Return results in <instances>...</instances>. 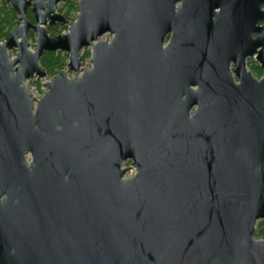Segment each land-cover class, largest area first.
Returning <instances> with one entry per match:
<instances>
[{"label": "water", "instance_id": "obj_1", "mask_svg": "<svg viewBox=\"0 0 264 264\" xmlns=\"http://www.w3.org/2000/svg\"><path fill=\"white\" fill-rule=\"evenodd\" d=\"M4 1L0 264H264V0Z\"/></svg>", "mask_w": 264, "mask_h": 264}, {"label": "trees", "instance_id": "obj_2", "mask_svg": "<svg viewBox=\"0 0 264 264\" xmlns=\"http://www.w3.org/2000/svg\"><path fill=\"white\" fill-rule=\"evenodd\" d=\"M66 10L64 12V16L68 20L74 19L72 17L73 12L78 10V2L77 0H66ZM6 4V3H4ZM16 13L9 5H4L2 9H0V40L2 38H6L8 36V32L15 24ZM62 28H66V26H61ZM60 27V28H61ZM56 28H50V32L52 34L56 33ZM89 56V52L86 51L83 57ZM68 55L62 51L58 52H47L41 59V64L46 69L49 76H54L59 71H61L66 65ZM261 73V72H260ZM38 85V82H37ZM256 237L264 239V220L259 221L257 225V229L255 232Z\"/></svg>", "mask_w": 264, "mask_h": 264}, {"label": "flooded vegetation", "instance_id": "obj_3", "mask_svg": "<svg viewBox=\"0 0 264 264\" xmlns=\"http://www.w3.org/2000/svg\"><path fill=\"white\" fill-rule=\"evenodd\" d=\"M1 1V6H0V9H2V7L5 5H9V6H11V8L13 9V7H12V5H11V3H9V2H7V1H4V0H0ZM29 1H32V2H36L37 0H29ZM230 2H232L233 3V1L234 0H229ZM4 3H6V4H4ZM181 5H182V2H179V4H178V6L179 7H181ZM262 9H264V5L262 6ZM14 10V9H13ZM15 11V10H14ZM215 11L216 12H220L221 11V8L220 7H217V8H215ZM15 13H16V22H15V24H14V26L11 28V30L14 28V27H16L17 25H21V23H19V17H20V15L15 11ZM26 17H27V19L29 20V22H31L32 24H35V19H34V13H33V11H32V7L31 6H29L28 7V9H27V11H26ZM67 19V18H66ZM68 20V19H67ZM238 26H239V28L240 29H243V28H245V26L243 25V24H237ZM61 26H66V25H62V24H57V25H55V26H47V29H48V33L51 35V36H55V35H52L51 34V32H50V28H59V27H61ZM238 26H236V29H237V27ZM264 26V21H261V22H259L258 24H257V27H263ZM243 27V28H242ZM68 28V27H67ZM236 29H234V30H236ZM10 30V31H11ZM10 31L8 32V36H9V33H10ZM62 33H65V32H62ZM59 34H61V33H59ZM58 35V34H57ZM8 36L6 37V38H2V40L1 41H3V40H6L7 38H8ZM27 36H28V39L31 41V43H35L36 42V34H35V32L32 30V29H30L29 31H28V33H27ZM259 36V34L258 33H254L253 34V38H257ZM171 38H172V33H169L168 34V36L166 37V39H165V42H164V47H167L168 45H169V43H170V41H171ZM11 52H14V55L13 56H11L10 55V57L11 58H13L15 55H16V50H10L9 51V54L11 53ZM45 53H47V52H45ZM45 53H44V55H45ZM43 55V56H44ZM42 56V57H43ZM42 59V58H41ZM230 68H231V71L233 72V76L235 77V81H237V82H239V80L236 78V75H235V73H234V70H235V66H234V64L233 63H231V66H230ZM246 69L248 70V71H250L252 74H253V76L254 77H256V78H258V79H260L262 76H263V70L261 69V67H260V64H259V62L257 61V57H256V55L254 56V57H248L247 59H246ZM261 72V73H260ZM74 74V73H73ZM70 75V74H69ZM73 76V75H72ZM49 77H51V76H49ZM48 77V78H49ZM39 81V79H32V80H30V81H28L27 82V85H26V90L27 91H29V92H31L32 94H33V92L30 90V88H31V86H34V85H37V82ZM34 95V94H33ZM35 96V95H34ZM36 97V96H35ZM37 98V97H36ZM38 99V98H37ZM35 105H36V103H35Z\"/></svg>", "mask_w": 264, "mask_h": 264}, {"label": "rangeland", "instance_id": "obj_4", "mask_svg": "<svg viewBox=\"0 0 264 264\" xmlns=\"http://www.w3.org/2000/svg\"><path fill=\"white\" fill-rule=\"evenodd\" d=\"M77 2L79 3V0H77ZM66 3H67V1H65V2H63V3H60L59 6H58V12H60L61 14H64V12H65V10H66V5H65ZM0 6H1V1H0ZM77 15H78V10L75 11V12H73L72 17H73L74 19H72V20H75V18L77 17ZM67 29H68L67 26H66L65 29L62 28V27H61V28L59 27V28L56 29V31H55L56 33H54V34L51 33V34H52V35H57V34H59V33L66 32ZM108 37H109V35H105L104 37H102V39H106V38H108ZM0 42H1V40H0ZM86 51L89 52V56L83 57V55H84V53H85ZM64 53L68 55V58H67V61H66V65L64 66V67H67V64H68V61H69V54L66 53V52H64ZM10 55L13 56V55H14V52H11ZM81 57L83 58V65H84V66H91V50H90V49H84V50L82 51V53H81ZM69 74H70V76H72V75H73V72L69 71ZM48 80H49V78L39 80V81H38V85H36V86H38L39 88H41L44 84H46V82H47ZM124 165L129 169V173H128L125 177H126V178H130L131 175H132V172H130V169H131L132 167H131L130 163H125ZM255 238H256V239H263V238H258V237H256V235H255Z\"/></svg>", "mask_w": 264, "mask_h": 264}, {"label": "built area", "instance_id": "obj_5", "mask_svg": "<svg viewBox=\"0 0 264 264\" xmlns=\"http://www.w3.org/2000/svg\"><path fill=\"white\" fill-rule=\"evenodd\" d=\"M87 67H90V66H87ZM46 79V78H45ZM30 90L33 92V94L38 98V99H40L43 95H44V93H45V91H46V86H45V84L41 87V88H39L38 86H36V85H34V86H31V88H30ZM127 163H130V165H131V169H130V172H132V175H131V177L132 176H134L135 174H136V167H135V165H133L132 164V162H127ZM124 167H126L125 165H124ZM127 168V167H126ZM128 169V168H127ZM129 173V169H128V172H127V174ZM126 174V175H127ZM125 175V176H126ZM124 178H126V177H124Z\"/></svg>", "mask_w": 264, "mask_h": 264}]
</instances>
